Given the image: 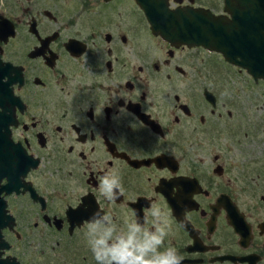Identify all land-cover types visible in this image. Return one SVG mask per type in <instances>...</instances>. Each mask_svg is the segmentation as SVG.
Returning a JSON list of instances; mask_svg holds the SVG:
<instances>
[{
    "label": "flooded vegetation",
    "instance_id": "1",
    "mask_svg": "<svg viewBox=\"0 0 264 264\" xmlns=\"http://www.w3.org/2000/svg\"><path fill=\"white\" fill-rule=\"evenodd\" d=\"M191 50L212 52L153 32L137 0H0V264H97L94 214L154 230L151 204L180 264H264V79L225 60L215 85Z\"/></svg>",
    "mask_w": 264,
    "mask_h": 264
},
{
    "label": "water",
    "instance_id": "2",
    "mask_svg": "<svg viewBox=\"0 0 264 264\" xmlns=\"http://www.w3.org/2000/svg\"><path fill=\"white\" fill-rule=\"evenodd\" d=\"M137 2L153 32L164 39L173 44L201 45L244 67L254 79H264V0H224V14L189 5L170 8L166 0ZM4 223L0 211V226Z\"/></svg>",
    "mask_w": 264,
    "mask_h": 264
},
{
    "label": "clouds",
    "instance_id": "3",
    "mask_svg": "<svg viewBox=\"0 0 264 264\" xmlns=\"http://www.w3.org/2000/svg\"><path fill=\"white\" fill-rule=\"evenodd\" d=\"M99 191L109 201H115L123 192L120 177L115 171L99 177ZM153 229L139 223V219L126 222L124 229H117L111 214L97 217L94 214L86 224V240L97 264H180L183 257L175 248L160 251L169 225L161 209L150 205Z\"/></svg>",
    "mask_w": 264,
    "mask_h": 264
},
{
    "label": "rangeland",
    "instance_id": "4",
    "mask_svg": "<svg viewBox=\"0 0 264 264\" xmlns=\"http://www.w3.org/2000/svg\"><path fill=\"white\" fill-rule=\"evenodd\" d=\"M122 1L123 2H126L127 0H122ZM202 1H204L203 3L209 4L210 6L215 7L214 4H212L214 0H201V1L200 0H197V2H199V3H202ZM218 1L219 2H222V0H218ZM207 2H210V3H207ZM191 53H192L193 56L198 57V59H200V61H202L203 63L204 62L210 63V64H208V67L205 69V71H207V73L203 69L204 76H205L204 78L207 81H211V82L213 81V83L215 85H217V78L221 76V73L217 76V75H214L213 72L209 73V71L218 70L219 67L222 68V70L224 72L222 74V76L224 78H227L229 76V74L231 73L224 66L222 67L223 63L225 65H227V63L224 62L225 60L222 58L221 54H219L217 52H214V51L207 52L205 50H200V52H197V53H195L193 50H191ZM220 79H221V81H223V79L221 77H220ZM224 84H226V82H224ZM259 88L261 90V87L260 86H259ZM255 89H256L255 91H257V93L260 92V90L258 89V86ZM227 93H228V90H226V94ZM254 100H255V98H254ZM253 111L255 113H258V115L253 116V119L254 120H256V121L263 120L262 118H264V112L263 113L258 112L257 107H256V110L254 109ZM17 243L18 244L20 243V239H18V242Z\"/></svg>",
    "mask_w": 264,
    "mask_h": 264
}]
</instances>
